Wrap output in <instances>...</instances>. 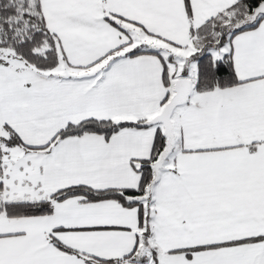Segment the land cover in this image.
<instances>
[{"label": "snow or ice", "instance_id": "obj_1", "mask_svg": "<svg viewBox=\"0 0 264 264\" xmlns=\"http://www.w3.org/2000/svg\"><path fill=\"white\" fill-rule=\"evenodd\" d=\"M0 264H264V0H0Z\"/></svg>", "mask_w": 264, "mask_h": 264}]
</instances>
